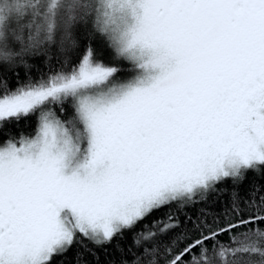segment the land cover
<instances>
[{"label": "rangeland", "instance_id": "rangeland-1", "mask_svg": "<svg viewBox=\"0 0 264 264\" xmlns=\"http://www.w3.org/2000/svg\"><path fill=\"white\" fill-rule=\"evenodd\" d=\"M226 1L104 0L113 43L143 73L116 86L84 60L68 85L10 95L0 119L46 115L33 137L0 144V264H40L76 231L107 239L263 159L264 0L205 31Z\"/></svg>", "mask_w": 264, "mask_h": 264}, {"label": "trees", "instance_id": "trees-1", "mask_svg": "<svg viewBox=\"0 0 264 264\" xmlns=\"http://www.w3.org/2000/svg\"><path fill=\"white\" fill-rule=\"evenodd\" d=\"M105 4L0 0V111L21 90L46 92L68 85L73 75L80 78L84 60L112 69L116 86L143 73L141 61L113 43L117 25ZM59 106L52 110L56 118L67 122L66 114L77 115L75 107L64 114ZM45 115L35 108L3 115L0 144L33 137ZM196 241L172 264H264V157L154 206L107 239L76 231L64 250L40 264H170Z\"/></svg>", "mask_w": 264, "mask_h": 264}, {"label": "flooded vegetation", "instance_id": "flooded-vegetation-1", "mask_svg": "<svg viewBox=\"0 0 264 264\" xmlns=\"http://www.w3.org/2000/svg\"><path fill=\"white\" fill-rule=\"evenodd\" d=\"M241 0H227L226 3H224L215 17V19L212 21V23L209 25V27L205 31L212 32V30L220 24V22L227 16L228 12L231 10H235L237 8L238 4ZM252 1V0H250Z\"/></svg>", "mask_w": 264, "mask_h": 264}, {"label": "water", "instance_id": "water-1", "mask_svg": "<svg viewBox=\"0 0 264 264\" xmlns=\"http://www.w3.org/2000/svg\"><path fill=\"white\" fill-rule=\"evenodd\" d=\"M198 241H196L195 243H193L192 245H190L187 249H185L181 254H179L170 264H172L174 261H176L177 259L180 258V256L182 254H184L188 249H190L192 246H194L195 244H197Z\"/></svg>", "mask_w": 264, "mask_h": 264}]
</instances>
